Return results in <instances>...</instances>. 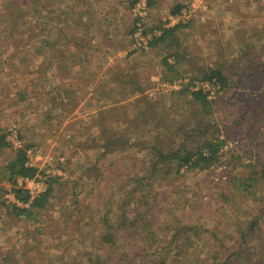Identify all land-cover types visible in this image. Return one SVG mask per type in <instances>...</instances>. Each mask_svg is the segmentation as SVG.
I'll return each mask as SVG.
<instances>
[{
	"label": "rangeland",
	"instance_id": "rangeland-1",
	"mask_svg": "<svg viewBox=\"0 0 264 264\" xmlns=\"http://www.w3.org/2000/svg\"><path fill=\"white\" fill-rule=\"evenodd\" d=\"M14 1L0 0V35L10 41L0 52V88L2 84H6L8 88V91L0 94V136L6 135V141L11 145L5 148L0 146V250L4 251V254L11 251L20 260H35L36 264H81L83 254L86 252L89 254L90 251L95 257L107 258L111 256L108 253H111L112 249L104 242L106 234L104 227L98 224L101 213L103 214L106 209L104 198H101L102 194L99 196V193L104 192L110 179L118 175L122 169H127L129 178H132L137 168L132 166L130 158L133 155L140 156L143 151L140 146L135 150L131 147L122 160L118 153L98 157L105 151L103 147L108 142L103 131H109V135L116 132L124 133L132 141L152 136L154 132L151 125L131 132L134 127L128 122H116L127 110L131 115H135L137 108L135 103H127V107L124 108L123 105L126 106V103L123 101L118 102L116 107L113 106V101H118L125 95L120 92L123 89L116 90L114 86L119 83L114 81V72L125 70L127 73L122 77L136 74L140 77V82L146 80L144 87L149 98L168 97L167 104L162 102L157 111V117H162L161 113L168 114L169 105L171 106V102L175 100L176 104L173 103V107L176 106L175 108L180 111L176 113V110H172L171 113L180 116L179 124L185 123L187 119L184 112L188 106H183V103L178 101L180 98L171 96V91L180 89L181 86L178 84L180 82L185 84L191 82L192 77L197 76L196 67L199 64L214 66L218 62H223L222 52L225 59L231 60L240 56L247 46L261 41L260 38L264 34V0H158L151 18L144 17L148 22L145 27L142 18L144 30L146 27H156L162 22L174 25L179 18H174L170 13L172 7L177 4L188 6L183 10V14L186 18L192 17L189 19L192 21L190 27L180 35V41L182 53L187 56V61L182 65L190 69L195 68V71H188L186 74L188 77L177 80L175 85L160 80L163 51L150 49L144 52L142 50H146L143 49L145 46L140 45L143 38H138L139 34L133 37L130 35L135 22L133 12L142 11L144 5L142 0L136 4L135 9L131 7L133 0H90L95 6L90 14L95 18V24L89 28L87 25L90 21L83 19L82 31L78 35L75 31H79L80 28L77 30L74 23L70 24L64 31L70 35L68 40L67 38L58 40L56 24L49 33L48 21H54L58 15H62L61 12L65 8L73 5L77 7L79 5L77 1L60 0L61 4L58 3L49 9L47 7L51 0H43L42 10H36L28 5V2L33 0H20L18 4H12ZM13 5L18 10L19 5L25 10L21 9L20 14L9 16ZM19 16L22 17L21 20L18 19ZM181 18L184 17L181 15ZM16 22L18 24L15 28H10ZM39 23L43 25L42 28ZM22 30H25V33H22ZM40 32H43L42 36H35ZM31 34L34 35L33 41L27 43ZM17 37L24 42L17 41ZM47 38L50 42L53 41L51 45L42 42V39ZM76 46H79L77 50ZM26 51H29L31 60L21 63L20 58ZM130 51L134 52L130 54ZM255 54L264 59L262 46L255 49ZM12 55L15 56L10 58ZM85 57L86 59H82ZM42 62H45L47 68L39 70ZM113 68L114 70L110 71ZM131 68L133 71H128ZM57 70V75H54ZM148 81L151 84H148ZM263 81L264 77L251 81L248 86L258 89L262 87ZM192 84L201 85L197 80ZM203 87L212 90L210 84H204ZM14 98L18 100L15 101ZM133 100L135 98L130 99ZM237 106L235 103L232 104V109H236ZM101 112L106 114L107 120L106 127L102 128L98 123L100 119L98 115ZM216 115L218 121L225 120V124L227 122V126L234 129L233 133H244L241 144L245 143V148L238 143L237 136H233L234 138L228 142V145L236 150L232 164H239L234 168L237 176L244 178L251 174L253 171L250 165L255 169L257 166L259 168L264 166V127L256 136L259 139L254 138L258 143L256 151L260 159L254 157V164L253 161L250 164L252 154H246L245 158L243 156L247 144L252 143L253 134L247 129V125L253 124L251 119L239 123L241 118H238V112L231 111L217 110ZM237 123L242 129H238ZM169 125L173 130L175 125L173 119L169 121ZM161 126L165 127V124L162 122ZM177 137L180 138L179 135ZM171 140L173 141L172 137ZM165 143L166 146L163 148L166 149L170 145L169 138ZM237 145L241 146L236 147ZM226 148L224 147L225 155H222L225 168L228 167L231 158V154L225 151ZM19 149L27 152L29 165L38 167L48 175L33 180L34 184L30 187L25 185L29 191L44 192L52 177L59 179L61 183L67 180H70V185L73 181L79 183L76 189V193H80L79 197L74 194V189L70 190L71 188L63 183L64 186L57 188L55 197L62 198L63 203H56L54 207L47 208L48 211L43 213L42 223L17 219L8 214L5 206L14 203L16 199L11 190L12 185L5 182L4 167L15 158ZM97 163L100 170L105 172L102 176L104 180L93 182L83 177L78 179L82 171ZM214 169L192 171L179 177L169 175L165 179H150L154 193H157L159 205L167 203L170 209L172 205L175 207L169 211L171 216L167 215L164 218L165 215H161L160 218H164L166 222L162 223L157 232H163L166 225H172L176 220L196 227L200 235L194 230H188L184 231V237H181L184 242H193L194 246L188 248L191 247L194 251H201L202 247L216 251L220 241L229 248L233 242L240 241L241 237L246 236L248 240L244 250L253 253V258L259 262L257 264H264V184L258 189L251 188L239 192L236 190L222 198L223 194L229 192L231 183L229 186V181L220 178V185L216 182L211 184L218 173ZM220 172L221 177L227 175L223 169ZM112 184L115 185L114 181ZM216 187L227 188L221 193L215 192ZM71 192L76 199H86L87 203L83 208H78L79 205L76 204ZM196 192L201 193L202 201L190 200L192 194L196 196ZM103 194L107 195L108 192ZM95 196H98L99 204L91 210L90 208L95 206L93 204L97 199ZM4 201L5 205L2 204ZM154 201L151 200V203ZM113 206L116 209V204L113 203ZM79 211H83V214H78ZM75 216H78L77 219L72 218ZM255 219L259 225L257 230L248 231V227ZM90 220L92 222L89 224ZM152 231L148 230L146 234ZM173 233H166L164 245L172 239ZM212 234L217 238H213ZM59 236L62 239L61 245L57 240ZM210 240H214L215 245L210 244ZM122 244H125L127 249L130 248L127 245H133V255L140 249L134 240L128 244L123 240ZM143 251L148 258H153L150 242L144 246ZM209 256L211 257L210 253ZM210 257L203 263L194 261V264H210L212 261ZM130 262V259L126 260V263Z\"/></svg>",
	"mask_w": 264,
	"mask_h": 264
},
{
	"label": "trees",
	"instance_id": "trees-1",
	"mask_svg": "<svg viewBox=\"0 0 264 264\" xmlns=\"http://www.w3.org/2000/svg\"><path fill=\"white\" fill-rule=\"evenodd\" d=\"M73 1L79 3L77 6L78 8L75 7V5L65 8L66 10L64 9L61 12L63 13V16L58 15L56 18L53 17L55 18L53 19L54 21H48L49 33H51L50 31L56 24L57 28H55V30L58 31V34L56 35L58 40L61 38L69 39L70 35L64 31L65 27H68L70 24L74 23L77 30L80 28L79 31H75L76 35L82 31L81 26L83 19L90 21L87 25L89 28L95 24V18L90 16L95 7L91 1ZM137 1L139 0H133L132 8ZM19 2L20 0H15L12 4H18ZM157 2L158 0H146L148 19L151 18L152 10L155 8ZM58 3L61 4V1L51 0L47 8L52 9L53 6ZM28 5H31L36 10H42L44 3L43 0H33L32 2H28ZM6 7H9V5H6ZM187 7L188 6L183 4H177L172 7L173 10H171L170 14L172 16H177L181 14L185 8L187 9ZM21 9L25 10L23 7H20V5L19 10L13 5V10L9 16L18 13L20 14L22 12L20 11ZM38 13L41 14V12ZM18 19L21 20L22 17L19 16ZM134 20L135 22L133 23L130 33L131 37L135 36L136 32H139L140 26L138 27V23L143 19L138 17L134 18ZM144 22L143 25L145 27L148 25L146 18H144ZM191 22L192 21L188 19L175 25H168V23L162 22L156 27H146L145 30L142 28L141 31L142 35L148 40L147 47L143 48L146 50L142 51L146 52L150 49L163 51V53H161L162 58L160 63L162 71L160 75L157 74L161 76L160 80L171 85H175V82L179 79L183 80L187 78L188 75L186 74H188V71H195V68L190 69L182 65L187 61V56L182 53V41H180V35L183 34L185 29L190 27ZM17 24L18 23L16 22L12 27L10 26V28H15V25ZM39 24L42 28L43 25L41 23ZM43 29L46 30L44 27ZM22 31V33H25V30ZM42 33H37L35 36H42ZM33 37L34 35L31 34L27 43H31ZM260 39L261 41L247 46L240 56L232 58L231 60L225 59L224 53L222 52L221 56L223 62H218V64L214 66H207L205 63L199 64V66L196 67L197 76H193L191 82L186 84L184 82L178 83L181 88L171 91V96H176L177 99L180 98L178 101H181L183 106H188L184 112L185 118L187 119L185 123L179 124L180 116L171 113L172 110H176V113L180 111L175 108L176 106L173 107V103L176 104L175 100L171 102V106L169 105L168 114L163 115L161 113L162 117H157V111L160 109L162 102L167 104L168 97L166 99L149 98L146 95L147 90L144 87V83L147 82L146 80L145 82H140V77L136 74L122 77L127 73L125 70L124 72H121V70L114 72V81L116 83L119 82L114 86L116 90L123 89L120 92L125 95L118 101H113V106L116 107L118 102L123 101L126 103V106L123 105L124 108L127 107V103H135V107L137 108V113H135V115H131L130 111L127 110L125 115L123 117H118L116 122H128L131 127H134L131 132L136 131L140 127L147 128V125H151L152 132H154L152 136L141 137V139L137 138L132 141L130 138H127L124 133L116 132L115 134L109 135V131H103L108 138V142L103 147L105 148V151L102 152V154L100 153L101 155L99 154L98 157H105L106 155L111 156L118 153L122 157L119 158L122 160L126 157L131 147L135 150V148L139 146L143 153L140 156L133 155L130 158L132 166L137 168L136 174H134L132 178H129V172L127 169L121 168L122 170L120 173L114 175L110 179L111 181L109 182V185L103 190L105 193L108 192V194L106 195L103 194L104 192H98L99 196L102 194L101 198H104V203H106V206H104L106 207L105 212L103 214L101 213L102 216L100 215L101 219H99L98 224H102V227H104V230L106 231L103 239L104 242L110 246V249H112V252L108 253L111 254V256L107 258H104V256L95 257V254L92 251H90L89 254L86 252L83 254V258L80 262L81 264H194V261L201 263L205 262V260L210 257L209 253L211 254L210 258L212 259L210 264L259 263L253 258L252 252L244 250L248 240L246 236L243 238L241 237L240 241L237 240L233 242V245L229 248H227L228 246L225 245L223 241H220V245L217 246L216 251L209 250L210 248L204 249L202 247V250H199V252L198 250H191V247L194 246L193 242H184L181 237H184V231L194 230L197 235H200V231L194 226L192 227L182 223V220L179 222L176 220L172 225H166L167 227L163 232H157V230L161 228L162 223L166 222L164 221V218H166L167 215H170L169 211L174 210L175 207L172 205V209H170V206H168L167 203H161L159 205L157 202V193H154L155 191L150 179H165L169 175L179 177L192 171H206L215 168L214 170L218 172L219 175L216 173L214 176L215 181L211 182V184H215L216 182L217 185H220V178L229 181V186L231 183L229 192L223 194L222 198L230 195L236 190L239 192V190L248 191L251 188H261L260 185L264 184V166L261 168L257 166L255 169L250 165L253 172L247 177L239 178L234 169L235 166H239V164H232V161L236 156V150L232 146H229L228 142L234 138L233 136H237L239 139L238 143L241 144V141L244 138V133H233L232 130L234 129H232L231 126L228 127L227 122L225 124V120L218 121L219 118L216 115L217 110L223 112L231 111V113L238 112V118H241L239 123L246 119H251L253 124L250 123L247 125V129L253 134L251 140L252 143L247 144L248 151L246 152L247 149L245 150L243 158L246 157V154L250 153L252 154L250 155V164L252 161V164H254V157L259 160L260 156L257 155L256 151L258 143L256 140L254 141V138L264 127V81L262 82V87L258 89L249 88L248 84L253 80H259L264 77V59L257 57L259 55L255 54V49L257 47L260 48V46H262L264 49V34ZM16 40L24 42L23 39H18V37ZM58 40H56V42H58ZM42 42L46 45H51L53 43V41L50 42L48 38L42 39ZM7 43H10V41L7 40L5 36L0 35V52L3 51L1 48ZM75 48L77 50L79 46H76ZM133 52L134 51H130V54ZM28 55L29 51L24 52V55L20 58V62L23 63L31 60L30 55ZM13 56L15 55L10 56V58ZM86 57L82 59H86ZM39 68V70L47 68L45 67V62H42ZM112 70H114V68L110 71ZM128 71H133V69L131 68ZM57 72L58 70L55 71L54 75H57ZM194 80L199 81L201 85H193L192 82ZM148 84H151L150 81H148ZM204 84L212 85V90H206L203 87ZM238 84L241 85L238 86ZM5 91H8L7 85L2 84L0 94H3ZM210 94H212V96H210ZM132 98H135V100L130 101ZM14 100L17 101L18 98H14ZM234 103L238 105L236 109H232V104ZM177 106H179V103H177ZM98 116L100 117L98 120L100 127H106V114L101 112ZM171 119L175 122L173 130H171V125H169ZM156 122L157 124H155ZM162 122L165 124V127L161 126ZM239 123H237V127L238 129H242L241 126H239ZM229 132H231V134H229ZM223 134H225V136H223ZM177 135H179V139ZM171 137L173 138V141L171 140ZM168 138L170 145L165 149L163 147L164 145L166 146L165 141ZM256 138L257 140L259 139V137ZM241 145H244L243 148L246 146L245 143ZM241 145H237L236 147ZM0 146L4 148L11 146L10 143L6 141V135L0 136ZM224 147H227L225 151H228V153L231 154L228 167L226 168V165L222 163V155H225ZM27 161V152L24 149H19L15 158L4 167V170L6 171L5 182H9V184L12 185L11 190L14 193L16 201L10 205L6 204V201L2 202V204H6L5 206L8 210V214L17 217V219L42 223L44 222L43 213L48 211L47 208L54 207L53 205L56 203H63L62 198L57 199L55 197L57 188L64 186L62 185L63 183L69 186V188H71L70 190L74 189V194L79 197L80 193H76L79 183L73 181V184L70 185V180L62 181L61 183L59 179L52 177L50 178L45 191L33 196L19 180H38V177L48 175L38 167L29 165ZM98 164L99 163L95 164L93 167L86 168L82 171V175H80L78 179L83 177L88 181L93 180V182L104 180L102 179V176L105 172L100 170L97 166ZM221 169H223L227 175L221 177ZM113 181L115 185L112 184ZM226 188L227 187H216L215 192L219 191L222 193ZM126 189L127 191L125 192ZM74 194L71 192L76 204L79 205L78 208H83L84 204L87 203L86 199H76ZM117 194H119L118 197ZM196 196L199 198H196ZM196 196L192 194L190 200L192 199L191 201L193 202L202 201L201 193L196 192ZM96 197L97 199H95L96 201L93 203L95 206L91 207V210L96 208L99 204L98 196H95V198ZM115 197L117 198L115 199ZM151 200L155 201L151 203ZM113 203L114 205L116 204V209H114ZM77 213L83 214V211ZM161 215H165V217L162 219L160 218ZM77 217L78 216L72 218L77 219ZM91 222L92 221L90 220L89 224ZM75 223L78 224L76 220ZM258 226V221L255 219L247 230H257ZM148 230L153 231L146 234ZM165 232L170 234H172V232L174 233L172 239L164 245L163 241H165ZM212 237L215 239L217 238L215 234H212ZM166 239L168 240V238ZM57 240L61 245L62 239L60 236ZM123 240L125 242L127 241V244L134 240L138 243L140 249L133 255V245H127L130 247L127 249L126 245L122 244ZM214 240H210L209 243L215 245ZM149 242L153 258H148L145 251H143L144 246ZM189 246L191 247L188 248ZM196 252L199 254L197 255ZM114 255H116L117 258H113L116 257ZM127 259H130L131 262L126 263ZM0 264H36V262L35 260H20L17 258V255L13 254L11 251L4 254V251L0 250Z\"/></svg>",
	"mask_w": 264,
	"mask_h": 264
},
{
	"label": "built area",
	"instance_id": "built-area-1",
	"mask_svg": "<svg viewBox=\"0 0 264 264\" xmlns=\"http://www.w3.org/2000/svg\"><path fill=\"white\" fill-rule=\"evenodd\" d=\"M139 1H141V0H139ZM139 1H137V3L139 2ZM143 2H144V5H143V9H142V11H140L139 13H135V11L133 12V14H134V17L135 18H138V17H140L141 19L142 18H144V17H147L148 16V8L146 7V0H142ZM136 3V4H137ZM136 4H135V6H136ZM134 6V7H135ZM133 7V9H135ZM145 13V15H142V13ZM181 15H182V17H184V18H181ZM174 18L176 17V18H179V19H177V22L175 23V24H177V23H179V22H181V21H186L187 19L189 20L191 17H189V18H186V16L183 14V11L181 12V14H179V15H177V16H173ZM174 24V25H175ZM169 25V24H168ZM140 26V29H139V32H136V36H137V34H139L137 37L138 38H140V39H142V41H141V43H140V45L141 46H145V47H147V45H148V40L144 37V35H142V28H143V26H142V24H141V22L140 23H138V27ZM23 182H25V183H23ZM20 183L21 184H23V185H26L27 187H30L31 185H33L34 184V181L33 180H30V179H24L23 181H21L20 180ZM30 192H31V194L33 195V196H35L36 194H38L37 192H32L31 190H30Z\"/></svg>",
	"mask_w": 264,
	"mask_h": 264
}]
</instances>
